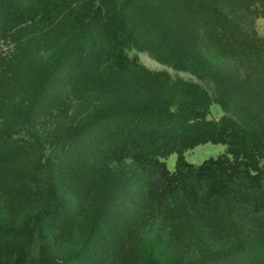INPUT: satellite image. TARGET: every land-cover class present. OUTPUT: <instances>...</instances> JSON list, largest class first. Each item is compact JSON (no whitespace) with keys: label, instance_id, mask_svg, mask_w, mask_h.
Listing matches in <instances>:
<instances>
[{"label":"trees","instance_id":"1","mask_svg":"<svg viewBox=\"0 0 264 264\" xmlns=\"http://www.w3.org/2000/svg\"><path fill=\"white\" fill-rule=\"evenodd\" d=\"M259 16L264 0H0V38L12 42L0 61V212L36 222L19 237L28 242L46 230L47 248L61 245L101 187L98 246L127 210L174 209L196 222L221 209L233 242L188 264H264V230L240 238L233 225V208H258L253 196L264 199ZM134 49L201 79L237 72L238 85H225L218 101L224 114L212 118L202 96L99 98L100 86L140 76L126 54ZM97 99L81 111L82 100ZM207 143L227 151L200 166L186 161L187 151ZM172 155L174 172L166 163ZM128 162L133 175L109 183ZM84 245L62 264H97L101 249L89 235Z\"/></svg>","mask_w":264,"mask_h":264},{"label":"rangeland","instance_id":"2","mask_svg":"<svg viewBox=\"0 0 264 264\" xmlns=\"http://www.w3.org/2000/svg\"><path fill=\"white\" fill-rule=\"evenodd\" d=\"M254 31L258 38L264 39L262 16L256 18ZM11 48V40L0 38V61L5 59ZM126 54L142 68V73L133 82L116 79L112 84L100 86L102 91L108 93L102 92L98 97H107L109 103L147 100L174 102L176 99L190 100L202 96L209 105L211 117L218 119L224 114L218 103L223 88L225 85L235 87L240 80L239 74L232 69L224 71L223 78L201 79L188 71L160 62L148 51L134 49L126 51ZM102 99L95 102L82 100L84 107L81 111L90 110L94 103ZM226 151L225 145L207 143L187 151L185 159L194 166H200ZM176 161L177 155L166 159L171 172L175 171ZM134 171L135 167L128 162L117 168L115 177L108 182L112 183L116 177L128 178ZM102 191L101 187L96 189V194L89 197L86 206L79 208L70 240L62 239L58 246L47 248L44 238L46 230L41 233L42 236L35 233L36 236L28 242L19 237L31 225H36L30 214L19 218L0 212V264H62L85 246L88 235L94 251L101 249L97 264H188L202 256L226 250L233 242L234 231L223 221L221 209H213L196 222H190L174 209L155 208L143 209L136 214L127 210L117 215L113 223L114 235H109L108 241L98 246L103 238L100 230L105 226L97 221ZM253 199L261 203L258 208L248 205L233 208V225L240 238H251L264 230V199L256 195ZM223 227L227 228L222 230Z\"/></svg>","mask_w":264,"mask_h":264}]
</instances>
